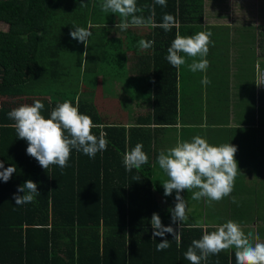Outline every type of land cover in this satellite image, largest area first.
I'll return each instance as SVG.
<instances>
[{"label":"trees","instance_id":"obj_1","mask_svg":"<svg viewBox=\"0 0 264 264\" xmlns=\"http://www.w3.org/2000/svg\"><path fill=\"white\" fill-rule=\"evenodd\" d=\"M61 1L0 0V25L5 27L0 28V171L16 167L7 182L0 180V264H191L184 253L194 239L201 238L207 224L195 212L186 214L181 223H172V208L159 204V198L175 201L176 193L165 197L163 181L155 179L154 140L149 134L177 124L178 68L167 61V49L177 32L184 36L187 28L203 23V0H189L190 11L178 5L181 13L170 31L153 28L167 32V40L157 39L159 33L155 32L147 38L154 41L149 95L143 100L150 104V112L129 127L106 124L96 109L93 92H81V83L73 90L64 89L65 73L59 67L67 52L66 34L75 30L72 25L78 18L76 26L85 28L89 18L91 22L95 19H91L89 6H78V0H74L77 6L73 3L69 9L70 4ZM137 7L144 18L154 15V22L162 23L153 0H138ZM260 29L264 35V26ZM51 35L59 40L50 43ZM128 86L133 91L131 82ZM35 100L44 104L41 111L45 118L57 103L69 100L76 106L78 102L81 114L103 126L92 132L97 137L101 131L107 133V150L89 158L73 149L66 168L50 165L43 169L26 154L27 142L17 138L14 121L7 115ZM137 143L143 144L148 163L129 172L123 156ZM27 180L37 184L40 195L31 203L16 206L13 194L23 195L17 193V187ZM246 206L231 209L227 215L233 221L242 220L249 212ZM153 213L159 215L163 226L179 232V242L170 233L153 239ZM163 239L169 240L170 247L157 251L156 245ZM234 251L209 255L201 264H236Z\"/></svg>","mask_w":264,"mask_h":264},{"label":"crops","instance_id":"obj_2","mask_svg":"<svg viewBox=\"0 0 264 264\" xmlns=\"http://www.w3.org/2000/svg\"><path fill=\"white\" fill-rule=\"evenodd\" d=\"M70 1L62 0L61 3L70 4L69 9L76 5V1ZM188 1L166 0V7L157 4V11H160L156 14L157 19L163 22V15L167 13L177 20L181 13L178 5L184 11L191 10L187 6ZM81 3L89 6L91 19H95L91 22L89 18V23L86 25L92 33L87 48L82 42V55L89 63L91 71L81 82V92H93L96 109L106 124L129 127L135 119L148 115L150 112V104H144L143 100L149 95L148 87L152 73V63L149 58L152 56V51L151 48L146 50L139 48L138 41L147 40L153 32L155 35L159 33L157 39L165 41L168 39V34L153 30L151 26H130L121 31L118 25L123 18L118 13L103 12L101 10L103 0H78L77 5ZM203 3V23L187 28L184 36L194 35L200 31L212 33L210 37L212 43L209 45L206 57L209 67L205 72H191L188 64L191 63L192 58L186 57L187 63L178 68L177 124L155 129L149 134L154 140L153 174L158 181L164 182L167 179L166 174L159 168L157 157L162 150L173 147L177 140L190 141L192 137L199 135L212 145L230 143L236 146L235 160L239 171L234 181L233 191L230 196L219 202L222 203L223 208H226V213H230L231 209L239 208L240 210L243 204L248 203L249 212L244 213L242 220H235L242 229H247L245 222L248 217H252L250 209L255 202V208L258 207L263 199L260 191L264 189V166L262 167L261 157L264 155V88L260 85V89L257 87L253 92V98L246 99V85L251 82L247 77L245 63L251 62L254 68L253 82L257 84L260 77L259 71L264 63V35L259 25L260 22L261 26H264V13L258 8L264 6V0H203ZM167 9H170V13ZM73 11L74 8L72 13ZM136 15L144 14L137 12ZM153 19H155L154 15ZM70 31L68 30L66 36ZM58 40L51 35L50 43ZM65 43L68 49L67 41ZM181 55L184 54L181 53ZM64 60L60 61V70L65 68ZM253 64H257L256 69ZM98 69L106 71L97 73ZM215 71L220 74L216 76ZM104 76L113 78L108 79ZM205 76L209 81L212 79L206 85L201 82ZM129 82L133 91L129 89ZM214 100H219L221 104L223 100H228L225 108L231 114L229 124H215L221 116L217 115L215 112L217 109L211 105ZM199 101L205 102L204 109L197 110L195 104ZM237 101L244 103V107L239 112L235 109ZM200 117L205 118V122H214V124H203L200 122ZM256 189H259L261 198L258 195L249 194V191ZM196 190L198 189L192 191ZM192 191L184 190L180 193L186 200V214L198 213V211L202 213L201 207L204 205L208 207V203L202 199L193 200ZM233 197L235 203L232 202ZM249 197L252 198L249 199ZM219 202L213 201L216 205ZM159 204L164 209L174 208L175 201L159 198ZM215 218L211 225H219ZM250 229H254L253 226Z\"/></svg>","mask_w":264,"mask_h":264},{"label":"clouds","instance_id":"obj_3","mask_svg":"<svg viewBox=\"0 0 264 264\" xmlns=\"http://www.w3.org/2000/svg\"><path fill=\"white\" fill-rule=\"evenodd\" d=\"M154 3L162 7L167 6L166 0H154ZM81 6H85V3H81ZM101 10L105 13H118L123 18L118 25L121 31L130 26L160 27L165 31L176 27V20L171 14L165 13L160 24L154 22L153 16L144 18L136 15L142 11L137 7L136 0H103ZM72 27L75 30L70 31V37L83 42L87 48L92 34L89 28L75 24ZM211 35L209 31H200L189 36H182L177 32L167 49V61L173 67L180 68L187 63L186 57L192 58L188 64L189 70L194 73L205 72L209 67L206 57L212 43ZM138 46L141 49H150L154 46V41L141 39ZM201 82L205 85L210 83L206 76ZM42 109L44 104L40 100H35L31 105L22 104L10 110L7 115L14 121L13 127L17 138L27 142L26 154L35 158L43 169H48L50 165H57L60 169L66 168L73 149L77 152L82 151L89 158H94L97 152L107 150V133L101 131L97 137L92 132L93 128L103 126L94 124L89 115L81 114L78 102L76 106L69 100L57 103L51 110L49 118L42 115ZM236 151V146L230 143L212 145L205 138L196 135L190 141L177 140L173 147L159 153L157 163L167 176L162 184L164 196L172 195L173 191L176 193L175 206L170 209L172 223L177 221L181 223L187 219L186 200L180 195L184 190L198 189L192 191L191 198L197 201L203 198L209 206L213 201L230 196L239 171L235 160ZM147 163L148 156L143 151L142 143H137L123 156L125 170L129 172L133 169L138 170ZM0 168H3L2 163ZM15 172L14 165L7 167L0 171V180L7 182ZM21 192L24 194H13L16 206L31 203L40 195L37 184L31 180L17 187V193ZM232 202H236L234 197ZM150 223L154 240L157 236L164 237L165 233H170L173 239L180 241L179 232L171 226H163L158 214H152ZM208 228L213 230L208 231ZM169 247V240L163 239L157 243L156 250L163 251ZM229 249L235 250L236 264H264V242L260 240L259 233L245 234L240 224L232 220L219 225H205L201 238L194 239L184 255L191 264H201L209 255H218L221 251Z\"/></svg>","mask_w":264,"mask_h":264},{"label":"rangeland","instance_id":"obj_4","mask_svg":"<svg viewBox=\"0 0 264 264\" xmlns=\"http://www.w3.org/2000/svg\"><path fill=\"white\" fill-rule=\"evenodd\" d=\"M258 9H259V11L264 13V6L259 7ZM208 12H209V8H208ZM79 19L80 18L75 20V22H74L75 25H78V23L80 21ZM259 25L261 26L260 22H259ZM242 26H244V25H242ZM79 27H81V26H79ZM0 28L5 30V27L3 25H0ZM214 29H217V28H214ZM66 41H67L68 49H67V52H65L63 54V58L65 59L64 60L65 68L63 69V73H65V76L63 77V80L66 84H64V86L63 85H59V86H63L64 89H66V90H73V89H75L74 86L76 87L77 84L79 85V83H81L82 80L86 79V77L89 75L91 70L89 69V63L87 62L85 56L82 55V42H78L77 40L72 39L69 34L66 38ZM245 66L247 68L246 72H247L248 80H250V82H251L249 85H246V92H245L246 93V99H249V98H253V92L255 91V89L257 87L260 89L261 80L263 81L262 83H264V63H262V69L263 70L261 69L259 71L260 77L258 79L257 84L253 82L254 68L252 67L251 62L245 63ZM253 66L256 69L257 64H253ZM96 71L100 72V71H106V70L105 69H103V70L98 69ZM215 74L217 76L220 73L215 71ZM104 77H107L108 79L113 78L112 76H104ZM211 81H212V79H210V82ZM59 86H55V88L57 89V87H59ZM213 87H216V86H213ZM262 87L264 88V84H262ZM257 97L258 96H256V98ZM227 101L228 100H223L222 104L219 103V100H217V101L214 100L211 102V105H213L214 108L217 109L215 111L217 113V115L221 116V117H218V120L215 124L227 125L231 122L230 111L228 110V112H227V109L225 108V104ZM195 105L197 107V110H200L201 108L204 109L205 102L199 101ZM243 107H244V103H242V101H237V106H235V109L238 110V112H239V111H241V109ZM228 108H229V105H228ZM199 119H200V122L203 124H214V122H208V123L205 122V118L203 119L202 117H200ZM197 124H199V122H197ZM261 157H262V161H263L262 162L263 163L262 167H263L264 166V155H262ZM261 193H262V195H264L262 190H261ZM249 194L258 195L260 198L262 197L260 195L259 189H256L254 191L251 190V191H249ZM251 198L252 197H249V199H251ZM202 200H205V199L202 198ZM253 205L254 206H253L252 210H259L262 208L261 210H259V211H261V213L258 212L257 215L252 213L253 216L256 217L257 219L262 218L264 215V208H263L264 207V198L261 199V204L258 207L255 208L256 202ZM204 206L201 207L203 209V212L200 213V211H198V213L196 215L199 216L200 221L203 222L205 220V223L207 225L212 224L211 220H213L214 217H216L215 220L218 224H223V223L227 222L228 220H232L231 217L228 216L227 213H225L226 208L225 207L223 208L222 203L219 202L216 205L213 202H211V206H209V204H207L208 207H204ZM248 206L249 205L247 203L246 208H248ZM216 211H218V212H216ZM253 216L248 217V220L245 222V224H247V229H245V228L242 229L245 232V234H247L249 232H252L253 234L257 233L256 230L250 229V227L253 226V224H255V222H256Z\"/></svg>","mask_w":264,"mask_h":264},{"label":"flooded vegetation","instance_id":"obj_5","mask_svg":"<svg viewBox=\"0 0 264 264\" xmlns=\"http://www.w3.org/2000/svg\"><path fill=\"white\" fill-rule=\"evenodd\" d=\"M262 191H263V193H264V189H262ZM261 192V191H260ZM263 198H264V195H263ZM253 199H255V196H253ZM253 209V208H252ZM252 209H250V211H252V213H254V214H258V212H260L261 213V211H256V210H252ZM251 213V215L253 216V214ZM254 217V216H253ZM254 219H255V224H253V228H254V230H256V232L257 233H259V235H260V240L262 241V242H264V215H263V217L262 218H260V219H257L256 217H254ZM254 226H256V227H254Z\"/></svg>","mask_w":264,"mask_h":264},{"label":"built area","instance_id":"obj_6","mask_svg":"<svg viewBox=\"0 0 264 264\" xmlns=\"http://www.w3.org/2000/svg\"><path fill=\"white\" fill-rule=\"evenodd\" d=\"M263 81L261 80V83H262ZM261 86H262V84H261Z\"/></svg>","mask_w":264,"mask_h":264}]
</instances>
